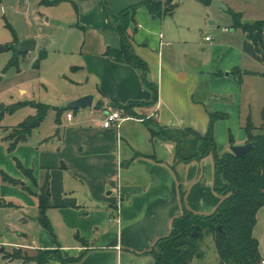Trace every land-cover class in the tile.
<instances>
[{
    "label": "crops",
    "instance_id": "obj_1",
    "mask_svg": "<svg viewBox=\"0 0 264 264\" xmlns=\"http://www.w3.org/2000/svg\"><path fill=\"white\" fill-rule=\"evenodd\" d=\"M145 1L34 0L13 6L27 27L18 42L34 38L36 51L53 48L70 75L60 97L43 102L55 115L50 119V109L12 152L5 139L9 128L1 121L0 170L18 182L0 179L3 202L12 203L0 206V224L8 231L0 238V264L5 257V264H23L8 256L16 249L32 256L52 251L46 264H64L60 256L79 258L66 264H154L149 251L183 213L180 182L185 205L195 213L211 214L220 204L213 155L176 162L175 143L153 137L144 120L205 134L210 113L223 112L227 116L214 125L219 153L247 143L248 118L264 108V47L258 49L242 28L223 26L224 16L214 10L228 11L227 0H219L227 9L213 6V0H172L173 12L159 15L141 6L128 28L129 47L116 16ZM110 49L119 50L122 60L109 55ZM133 54L148 66L147 78L158 88L156 102L142 70L130 62ZM238 68L241 81L231 75ZM87 94L94 95L91 107H66ZM131 101L146 104L128 113L123 106ZM29 107V115L36 114ZM114 110L128 119L119 128L104 127ZM47 178L53 233L39 222L34 193ZM8 209L18 212L13 220L2 213Z\"/></svg>",
    "mask_w": 264,
    "mask_h": 264
},
{
    "label": "trees",
    "instance_id": "obj_2",
    "mask_svg": "<svg viewBox=\"0 0 264 264\" xmlns=\"http://www.w3.org/2000/svg\"><path fill=\"white\" fill-rule=\"evenodd\" d=\"M203 1L212 2V0ZM171 2L172 0L166 2L146 0L124 9L116 16L117 30L129 47H132V44L128 28L131 22H135L137 10L141 6H145L158 15L172 13L176 4H169ZM228 11L233 13L235 19L233 27L242 28L243 31L247 32L258 49L260 46L264 47V20L252 23L242 22L241 12L232 11L231 8ZM14 36L15 42H18L15 34ZM10 48L12 47L10 46ZM107 52L113 58L122 60L119 50L110 49ZM130 62L142 70L144 82L153 90V101L156 102L158 88L147 78L148 66L146 62L135 54L132 55ZM245 73L255 74L251 71ZM231 75L241 81L243 71L239 68L234 69ZM145 104L146 102L131 101L123 108L128 113H134L133 106ZM28 105L36 108V114L27 116L18 125L9 128V133L5 137L9 142V152H12L20 142L25 141L32 131L42 124L51 106L36 101L18 102L12 106L0 105V127L1 121L7 113H13ZM226 116L223 112H211L210 124L205 134L191 127L162 126L152 118L144 120L153 137L175 143L176 162H191L213 155L214 189L222 197L220 204L213 213L208 215L195 213L185 205V191L180 182L183 213L173 220L171 232L167 236L159 238L149 251L154 257V264H190L194 258H199L204 254L199 244L204 234L212 237L222 264H258L261 261L259 242L254 236V228L257 223L258 212L264 206V108L262 110V123L259 127L253 124L250 117L248 118L245 130L248 142L253 143V148L243 156H237L231 151L223 154L218 151L214 125L216 121ZM16 163L35 185H38L31 170L25 168L19 160H16ZM0 179L10 183L18 182L1 170ZM34 193L39 200V222L45 229L53 233L51 222L47 216V209L51 206L48 178L40 187L39 192ZM9 204L12 203L3 202V198L0 196V206ZM195 232L198 233L197 236L194 235ZM51 252L39 250V255L35 257H23L21 256L24 254L23 250L16 249L8 256L22 258L23 264H46ZM60 258L64 264L79 259L64 258L63 256Z\"/></svg>",
    "mask_w": 264,
    "mask_h": 264
},
{
    "label": "rangeland",
    "instance_id": "obj_3",
    "mask_svg": "<svg viewBox=\"0 0 264 264\" xmlns=\"http://www.w3.org/2000/svg\"><path fill=\"white\" fill-rule=\"evenodd\" d=\"M32 1L34 0H0V105L12 106L23 101L53 102L60 97V91L65 89L64 84L69 79V71L63 69L65 63L60 61V56L54 52L53 48L48 47V50L39 48L38 51L34 50L25 54H19L13 49V44H15L14 34L18 38L19 34L24 35L27 32L23 17L14 14L13 6L25 5L29 2L32 3ZM185 1L180 0V2ZM227 2H229L232 11H241L242 22L252 23L264 20V0H227ZM214 11L222 13V16H224L223 21L226 20L222 23L223 26L231 29L230 25H234L235 22L233 13L224 10ZM208 24L210 25L209 20ZM262 110L263 108L260 107L253 111L252 121L257 127L262 123ZM30 112L29 105L24 106L13 113H7L2 119V123L6 128H11L23 121ZM49 115L51 119L55 115V111L51 109ZM2 213H4L5 219L13 220L18 212L17 210L8 209L7 212ZM4 225L5 222L0 224L3 229H0V238L2 234L8 233L7 227ZM254 236L259 242L261 253V261L258 264H263L264 206L258 212ZM199 244L204 254L199 258H194L190 264H222L210 235L204 234ZM37 255L39 254L35 256ZM21 256L35 257L25 252ZM5 259L6 257L3 260L5 261ZM4 261L1 264H5Z\"/></svg>",
    "mask_w": 264,
    "mask_h": 264
},
{
    "label": "water",
    "instance_id": "obj_4",
    "mask_svg": "<svg viewBox=\"0 0 264 264\" xmlns=\"http://www.w3.org/2000/svg\"><path fill=\"white\" fill-rule=\"evenodd\" d=\"M213 6L223 7L226 9L228 8L226 4L220 2L219 0H213ZM36 45H37L36 39L30 38L13 44V49L18 53H28L36 50ZM226 74L229 75L230 72H227ZM93 101H94V95L87 94L75 100L70 101L66 107L68 109L91 107L93 105ZM252 148H253L252 142H247L245 144H233L230 146L231 152L237 156H243L245 154H248ZM194 235L197 236L198 233L195 232Z\"/></svg>",
    "mask_w": 264,
    "mask_h": 264
},
{
    "label": "built area",
    "instance_id": "obj_5",
    "mask_svg": "<svg viewBox=\"0 0 264 264\" xmlns=\"http://www.w3.org/2000/svg\"><path fill=\"white\" fill-rule=\"evenodd\" d=\"M72 114H69V117H71ZM128 119L123 118L121 115V112L119 110H114L108 113L103 120V126L104 127H111L113 124H116V126L119 128L121 126V121ZM2 257V254L0 253V258ZM262 263L264 264V260H262Z\"/></svg>",
    "mask_w": 264,
    "mask_h": 264
}]
</instances>
